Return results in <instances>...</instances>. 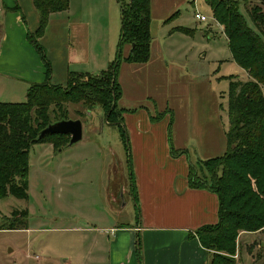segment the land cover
I'll use <instances>...</instances> for the list:
<instances>
[{
	"label": "rangeland",
	"instance_id": "374dc122",
	"mask_svg": "<svg viewBox=\"0 0 264 264\" xmlns=\"http://www.w3.org/2000/svg\"><path fill=\"white\" fill-rule=\"evenodd\" d=\"M121 1L129 0H70V9L63 15L89 21L92 38L101 41L105 52L114 58L122 26ZM237 1L248 25L260 32L249 11L259 6L264 12V2ZM151 8L150 30L155 39L152 67L141 78L124 69L125 93L132 100L138 98L139 103L143 100L136 109L150 106L152 121L156 117L162 120L167 115L169 122L173 120L174 144L171 132L167 136L170 147L184 151L186 157L189 155L202 175L201 162L223 155L227 150L230 82H245L250 76L232 59L224 27L205 0H152ZM196 12L205 14L208 19L199 20ZM179 27L192 32L176 33L180 32ZM2 34L3 23L0 22V39ZM74 41L75 37L71 36V42ZM162 42H165L162 49L170 43L174 45L177 60L162 63ZM42 45L47 50V46ZM129 48L128 45L124 47V55L129 53ZM133 82L141 87L134 89ZM262 89L264 92V85ZM26 99L24 94L12 93L7 79H0V102H24ZM152 101L157 103V108L152 107ZM100 102L104 103L80 102L66 106L67 119L82 120V141L64 147L63 152H60L62 147L56 150L50 142L31 147L28 198L13 195L0 198V264H81L85 260L88 264H99L93 256L81 255L85 248L82 247L83 237L90 234L81 229L93 227L82 218L93 217L96 210L98 215L100 211L111 212L117 225L134 226L140 222L141 206L134 199L131 178L134 169L129 159L132 151L130 129L125 119L121 123L106 121ZM118 107L119 110L124 106L118 102ZM134 111L126 110L124 114ZM55 113L51 114L52 118L62 115L59 111ZM99 138L101 142L97 144L102 146L103 153L94 157L95 143L91 141ZM75 168L79 178L74 181ZM93 168L96 172L88 171ZM101 168L105 171L99 175ZM22 209L28 210L25 219L21 215L12 217L14 210ZM23 220L25 228H8L11 223L17 227ZM236 244L234 264H264V228L241 231ZM212 257L210 255V262Z\"/></svg>",
	"mask_w": 264,
	"mask_h": 264
},
{
	"label": "trees",
	"instance_id": "16d2710c",
	"mask_svg": "<svg viewBox=\"0 0 264 264\" xmlns=\"http://www.w3.org/2000/svg\"><path fill=\"white\" fill-rule=\"evenodd\" d=\"M205 1L224 27L232 59L250 76L245 82H230L226 152L203 160L202 175L191 164L189 175L191 187L212 191L219 200L218 221L196 230L201 244L213 256L208 264H234L239 233L264 228V12L259 6L249 11L260 33L248 25L239 1ZM32 2L39 25L29 32L28 38L44 62L46 79L30 85L26 101L0 102V198L9 195L28 198L29 153L34 144L50 142L56 149L69 146L68 134H48L39 138L49 124L67 119L68 103L104 101L100 103L105 120L121 123L126 111L118 110L123 93L119 81L121 64L145 63L151 56V0L121 1L122 26L115 59L97 74L70 71L65 85L53 84L52 65L40 40L46 33L50 16L67 10L70 0ZM14 9L19 11V5ZM178 30L192 32L183 27ZM126 45L130 51L124 55ZM55 111L62 115L52 118ZM121 132L126 135L123 130ZM183 153L172 151L174 156ZM12 214L13 218L21 215L25 219L28 210H14ZM8 228L23 229L25 220L17 227L11 223Z\"/></svg>",
	"mask_w": 264,
	"mask_h": 264
},
{
	"label": "crops",
	"instance_id": "0c3cea01",
	"mask_svg": "<svg viewBox=\"0 0 264 264\" xmlns=\"http://www.w3.org/2000/svg\"><path fill=\"white\" fill-rule=\"evenodd\" d=\"M0 1L3 7L0 6V22L3 23L0 79L8 80L13 94H24L27 98L30 85L46 79L44 62L28 38L29 32L35 31L39 25V16L32 0ZM17 4L19 11L14 9ZM69 9L70 6L67 10L50 16L46 33L40 40L41 44L47 46L45 51L52 65L53 84L65 85L70 71L97 74L105 70L117 54L116 52L114 58L111 57L105 52L102 42L92 38L89 21L83 17L63 15ZM151 11L153 14L152 8ZM50 27H53L52 30ZM71 36L75 37L73 43ZM154 41L152 36L149 61L123 62L119 73L123 90L119 102L124 106L123 109L135 110L126 112L124 119L131 134L129 142L132 151L129 159L134 169L131 173L134 199L141 206L140 222L134 226L117 225L113 222L111 212L107 214L100 211L98 215L96 210L93 217L87 215L82 218L93 224V227H79L83 232H90L83 237L82 247L85 248L81 255L93 256L100 261L99 264H208L210 261V251L201 244L196 230L218 221V196L205 188L190 186L192 160L189 155L174 156V148L168 142L167 136L171 132L170 138L174 144L173 120L169 122L167 115L162 120H157L156 117L152 121L150 106L147 105L149 109H136L137 104H143V100L139 103L138 98L132 100L125 93L126 83L122 71L129 69L136 77H144L154 60ZM164 44L162 42L159 45L163 47ZM162 47L160 58L163 64L177 60L174 45L170 43L166 48ZM6 65L7 69L4 68ZM133 83L134 89L141 87L138 82ZM150 103L157 108L156 102ZM100 142V138L91 141L95 143L94 157L103 153L102 146L97 144ZM63 150L64 147L60 152ZM73 171L77 172L73 176L75 181L79 178V173L76 168ZM88 171L96 172V169ZM103 171L104 168L99 169V175ZM102 198L104 200V196ZM86 262L88 261H82L81 264H88Z\"/></svg>",
	"mask_w": 264,
	"mask_h": 264
},
{
	"label": "water",
	"instance_id": "95a60500",
	"mask_svg": "<svg viewBox=\"0 0 264 264\" xmlns=\"http://www.w3.org/2000/svg\"><path fill=\"white\" fill-rule=\"evenodd\" d=\"M264 2V0H261ZM48 134H68L70 135L69 145H73L83 138V123L81 119H62L45 127L39 138Z\"/></svg>",
	"mask_w": 264,
	"mask_h": 264
},
{
	"label": "built area",
	"instance_id": "2783aa9c",
	"mask_svg": "<svg viewBox=\"0 0 264 264\" xmlns=\"http://www.w3.org/2000/svg\"><path fill=\"white\" fill-rule=\"evenodd\" d=\"M195 16L201 21H206L208 19V17L205 14L200 12H196Z\"/></svg>",
	"mask_w": 264,
	"mask_h": 264
}]
</instances>
